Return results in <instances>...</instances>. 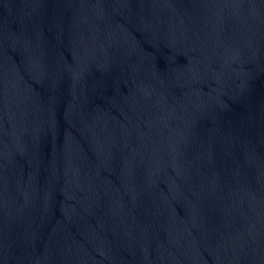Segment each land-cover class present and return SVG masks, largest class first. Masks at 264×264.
I'll use <instances>...</instances> for the list:
<instances>
[{
  "label": "water",
  "instance_id": "obj_1",
  "mask_svg": "<svg viewBox=\"0 0 264 264\" xmlns=\"http://www.w3.org/2000/svg\"><path fill=\"white\" fill-rule=\"evenodd\" d=\"M0 264H264V0H0Z\"/></svg>",
  "mask_w": 264,
  "mask_h": 264
}]
</instances>
